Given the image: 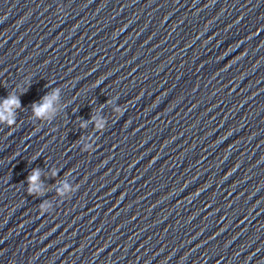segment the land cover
Listing matches in <instances>:
<instances>
[{
  "label": "clouds",
  "instance_id": "1",
  "mask_svg": "<svg viewBox=\"0 0 264 264\" xmlns=\"http://www.w3.org/2000/svg\"><path fill=\"white\" fill-rule=\"evenodd\" d=\"M28 81L27 85H30V77L26 78ZM60 92V87L54 88L51 93H46L44 96L41 97V102H33L32 103V112L35 117L38 118H45L50 117L54 114L55 109L53 107L54 102L57 101ZM21 107V101L19 96H17L14 92L9 93L7 98L3 99L0 102V124L7 125L10 129L13 128L14 125L17 123L16 119V109ZM125 108L123 109H116L119 117L123 115ZM95 121V118H93ZM103 126V121L96 122V127L101 128ZM81 127H86V124H82ZM39 154V153H38ZM34 159L36 157H33ZM54 173L53 175H56ZM40 170L33 169L31 174L27 177V189L29 195H39L42 194L39 188V181H40ZM40 215H44L42 209H46V205H41L39 207Z\"/></svg>",
  "mask_w": 264,
  "mask_h": 264
}]
</instances>
